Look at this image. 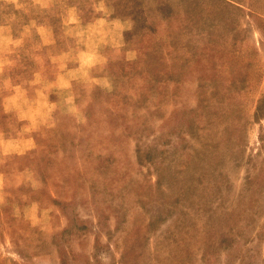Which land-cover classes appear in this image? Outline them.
Segmentation results:
<instances>
[{
  "label": "rangeland",
  "instance_id": "rangeland-1",
  "mask_svg": "<svg viewBox=\"0 0 264 264\" xmlns=\"http://www.w3.org/2000/svg\"><path fill=\"white\" fill-rule=\"evenodd\" d=\"M263 92L264 0H0V264H264Z\"/></svg>",
  "mask_w": 264,
  "mask_h": 264
},
{
  "label": "trees",
  "instance_id": "trees-1",
  "mask_svg": "<svg viewBox=\"0 0 264 264\" xmlns=\"http://www.w3.org/2000/svg\"><path fill=\"white\" fill-rule=\"evenodd\" d=\"M191 1V0H190ZM153 67H155L157 70L154 71V74L157 75L160 72V69L163 67V61H159V62H154L153 63ZM164 73V72H163ZM160 75L156 76V78L159 77V79L161 78ZM105 92H107V90H102L100 88L97 89V91L95 92V94L97 96H101L103 95ZM184 112V111H183ZM181 115V120H180V124L188 122L190 120V117L185 114L183 116V113ZM264 119V92L261 94V96L257 99L255 107H254V111H253V117H252V121L253 122H259L261 120ZM165 121L162 123V125L160 126V129L158 131V134L155 135L153 137V139L151 141H149V149H147V160L149 162H153L156 159H159L160 156L163 154L164 149H163V145L166 143V134L164 132H167L164 129L165 126ZM190 124V121H189ZM242 126L239 123H234L231 125L230 130H229V137L233 138L234 144L236 147H239L240 144L242 143ZM261 138V137H260ZM262 139V138H261ZM254 176L251 175H247L246 179L247 182L251 183L252 181H254ZM264 179V176H263ZM157 182H160V178L159 175L157 176ZM263 191V187L258 189V192ZM155 211H154V218L151 219L149 221V230H154L161 221H163L166 217V215L168 213H166V210L164 208L163 205L157 204L155 207ZM231 214V213H230ZM252 217H251V221H249L250 223L252 222ZM231 228V227H230ZM234 225L233 227L230 229V232L227 231L226 233H222L220 235V237L212 242H208V252L210 253L211 256L215 255V249H217L218 247H230L232 246L236 240L237 237L240 236L241 234H239L238 231H236V229L234 230ZM256 238L261 242L264 241V227H262V229L260 231L256 232ZM210 241V240H209ZM209 259V257H208Z\"/></svg>",
  "mask_w": 264,
  "mask_h": 264
}]
</instances>
